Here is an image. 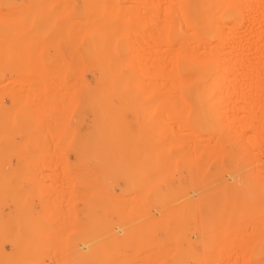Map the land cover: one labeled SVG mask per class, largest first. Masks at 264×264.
I'll return each instance as SVG.
<instances>
[{
  "label": "rangeland",
  "instance_id": "374dc122",
  "mask_svg": "<svg viewBox=\"0 0 264 264\" xmlns=\"http://www.w3.org/2000/svg\"><path fill=\"white\" fill-rule=\"evenodd\" d=\"M0 264H264V0H0Z\"/></svg>",
  "mask_w": 264,
  "mask_h": 264
},
{
  "label": "bare ground",
  "instance_id": "6f19581e",
  "mask_svg": "<svg viewBox=\"0 0 264 264\" xmlns=\"http://www.w3.org/2000/svg\"><path fill=\"white\" fill-rule=\"evenodd\" d=\"M182 2V1H181ZM175 3H177V4H179V2H175ZM176 4V5H177ZM185 12V11H184ZM176 14V13H175ZM180 15V14H179ZM180 16H178V18H179ZM182 17V16H181ZM175 18H176V16H175ZM177 19V18H176ZM179 19H181V18H179ZM182 20V22L184 23V21H183V18L181 19ZM195 23H197V24H201L202 22L201 21H207L206 23H208V22H210V20H209V17L208 18H202L201 16H199V15H197V16H194L193 17V19H192ZM168 21V20H167ZM182 23V24H183ZM205 23V24H206ZM178 24V23H177ZM181 24V25H182ZM165 25V24H164ZM161 26V25H160ZM176 26V25H175ZM179 27H180V23H179ZM169 28V27H168ZM175 30H164L163 29V36H164V34L166 35V33H167V36H166V40H165V45H168V46H174L175 45V38H173V39H171V40H169L170 39V37H169V35L171 34V32H176L177 33V30H179V29H177V27H175L174 28ZM180 30H181V28H180ZM186 30V29H185ZM162 31V30H161ZM180 32H182V31H180ZM178 35V34H177ZM188 36H189V34H188ZM195 37H197V36H195ZM189 38V37H188ZM186 39V38H185ZM185 39H183L182 41L183 42H185ZM179 40V39H178ZM192 40V39H191ZM191 40H190V42H191ZM187 41L188 40H186V43H187ZM178 42H180V41H178ZM189 42V41H188ZM188 45V44H187ZM180 46V45H179ZM183 46V45H182ZM186 46V45H185ZM184 46V48H187V47H185ZM180 48V47H179ZM183 50V49H182ZM179 51V50H178ZM185 50H183V52H184ZM164 53V57H165V53H166V51H164L163 52ZM181 54V53H180ZM175 55V57H177L176 55H178V54H174ZM163 57V58H164ZM245 60V59H244ZM165 61H167V59L165 58ZM248 62V61H247ZM165 64H166V62H164ZM175 65L176 64H174V69H175ZM169 68H171V69H169ZM173 67H168V70H170V71H167V67L165 66V65H163V68H162V73H163V88H164V90H170V89H175V88H178V83L179 82H176V80H173V81H171L172 79H174L175 77H176V75H177V73H176V71L174 72V69H172ZM176 70V69H175ZM162 73H160V74H162ZM159 74V75H160ZM175 74V75H174ZM246 75V74H245ZM162 76V75H161ZM172 76V77H171ZM173 76H175L174 78H173ZM160 77V76H159ZM171 78V79H170ZM182 78H184V77H182ZM245 78V77H244ZM157 79V78H156ZM159 79V78H158ZM158 81V80H157ZM172 82V85H170L171 84V82ZM169 82H170V84H169ZM240 82V81H239ZM238 82V83H239ZM108 83V82H107ZM184 83V82H183ZM183 83H182V85H183ZM190 83V82H189ZM245 83H247V82H245ZM154 85V84H153ZM152 85V86H153ZM187 85V84H186ZM247 85H249V84H247ZM105 86V85H104ZM151 86V85H150ZM155 86V85H154ZM251 86V85H250ZM249 86V88H251ZM111 87V86H110ZM147 87H149V86H147ZM253 88V87H252ZM111 89V88H110ZM109 89V90H110ZM151 89H153V87H151ZM150 88H149V90H151ZM153 91H155V90H153ZM106 92V91H105ZM168 93H170V92H168ZM257 94V93H256ZM163 95V94H162ZM258 109V108H257ZM256 109V110H257ZM261 112V111H260ZM257 114H258V110H257ZM258 116V115H257ZM259 124V123H258ZM261 125V124H260ZM258 126V125H257ZM261 127V126H260ZM255 128H257V127H255ZM259 128V127H258ZM257 128V129H258ZM193 136V135H192ZM194 138V137H193ZM196 139V138H195ZM199 139V138H198ZM190 140V139H189ZM196 142H197V144L199 143L198 142V140H196ZM194 144H196L195 142H194ZM196 144V147H198V145ZM200 145V144H199ZM200 147V146H199Z\"/></svg>",
  "mask_w": 264,
  "mask_h": 264
}]
</instances>
